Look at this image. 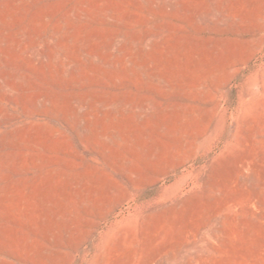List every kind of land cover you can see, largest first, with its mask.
<instances>
[{"label":"rangeland","instance_id":"rangeland-1","mask_svg":"<svg viewBox=\"0 0 264 264\" xmlns=\"http://www.w3.org/2000/svg\"><path fill=\"white\" fill-rule=\"evenodd\" d=\"M0 264H264V0H0Z\"/></svg>","mask_w":264,"mask_h":264}]
</instances>
